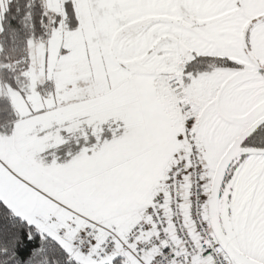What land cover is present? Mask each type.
I'll use <instances>...</instances> for the list:
<instances>
[{
  "label": "snow or ice",
  "instance_id": "6c2138e0",
  "mask_svg": "<svg viewBox=\"0 0 264 264\" xmlns=\"http://www.w3.org/2000/svg\"><path fill=\"white\" fill-rule=\"evenodd\" d=\"M0 264H264V0H0Z\"/></svg>",
  "mask_w": 264,
  "mask_h": 264
}]
</instances>
